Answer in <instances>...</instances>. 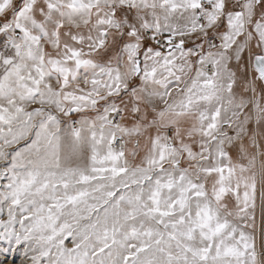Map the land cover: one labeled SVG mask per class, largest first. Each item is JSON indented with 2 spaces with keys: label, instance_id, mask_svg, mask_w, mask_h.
Returning <instances> with one entry per match:
<instances>
[{
  "label": "snow or ice",
  "instance_id": "snow-or-ice-1",
  "mask_svg": "<svg viewBox=\"0 0 264 264\" xmlns=\"http://www.w3.org/2000/svg\"><path fill=\"white\" fill-rule=\"evenodd\" d=\"M0 244L264 264V0H0Z\"/></svg>",
  "mask_w": 264,
  "mask_h": 264
},
{
  "label": "rangeland",
  "instance_id": "rangeland-1",
  "mask_svg": "<svg viewBox=\"0 0 264 264\" xmlns=\"http://www.w3.org/2000/svg\"><path fill=\"white\" fill-rule=\"evenodd\" d=\"M4 246L5 245L0 244V247ZM0 264H26V258L20 250L11 253H3L0 254Z\"/></svg>",
  "mask_w": 264,
  "mask_h": 264
}]
</instances>
